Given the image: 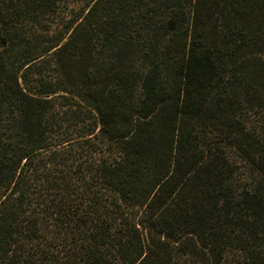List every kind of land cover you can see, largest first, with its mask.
<instances>
[{
	"label": "trees",
	"instance_id": "trees-1",
	"mask_svg": "<svg viewBox=\"0 0 264 264\" xmlns=\"http://www.w3.org/2000/svg\"><path fill=\"white\" fill-rule=\"evenodd\" d=\"M0 264H264V0H0Z\"/></svg>",
	"mask_w": 264,
	"mask_h": 264
}]
</instances>
